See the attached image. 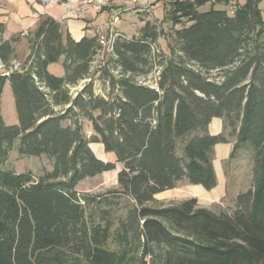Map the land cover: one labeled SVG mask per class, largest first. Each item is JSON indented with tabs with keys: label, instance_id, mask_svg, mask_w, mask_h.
<instances>
[{
	"label": "trees",
	"instance_id": "obj_1",
	"mask_svg": "<svg viewBox=\"0 0 264 264\" xmlns=\"http://www.w3.org/2000/svg\"><path fill=\"white\" fill-rule=\"evenodd\" d=\"M164 1L173 27L162 61L161 50L151 51L161 36L156 23L145 22L136 38L123 32L127 38L92 69L97 34L64 42L61 24L48 16L25 62L11 69L20 37L4 40L0 22V101L9 82L18 117L7 125L0 110V264H114L106 246L114 226L109 207L118 203L106 196L87 216L82 201L90 200L77 191L82 180L116 168L95 155L97 143L122 165L114 192L132 204L114 235L124 246L141 242L140 264H264V0ZM62 57L65 73L57 76L48 67ZM155 68V87L137 81ZM100 71L108 95L95 91L92 76ZM214 118L230 128L233 151L252 150L251 186L231 210L200 207L195 197L156 206L157 194L183 180L217 186L214 148L228 139L209 132ZM15 141L21 155L52 159V170L37 177L2 168Z\"/></svg>",
	"mask_w": 264,
	"mask_h": 264
},
{
	"label": "rangeland",
	"instance_id": "obj_2",
	"mask_svg": "<svg viewBox=\"0 0 264 264\" xmlns=\"http://www.w3.org/2000/svg\"><path fill=\"white\" fill-rule=\"evenodd\" d=\"M262 6L264 7V3ZM207 8H209V4L204 6L202 9ZM167 9V1L156 0L154 1L152 7L148 10L140 11L135 9L127 11L123 14L117 28L124 32L129 38H136L140 36L141 28L144 26L145 22L150 21L152 23H156L159 31H161V36L158 39V45L164 55V57L160 60L162 61L169 55L170 47L168 45L173 27L165 18ZM21 42L23 43L24 48L23 50L20 49L18 51L16 58L20 63H23L29 56L30 48L29 43L26 40H22ZM106 60L109 62V56H106ZM62 63L63 57L58 63L51 65L50 71L57 76H63L65 71ZM139 67L140 69L146 71L150 69V64L141 63ZM105 74V71H100L94 73L92 76L97 94L108 95L110 92L108 84L100 78ZM212 75L217 77L219 73L214 72ZM149 77L151 78V76ZM80 84L77 87L82 86V81ZM77 87H73L71 89V94L76 93L74 88ZM62 109L63 106L56 107L57 111ZM0 110L4 122L7 125H14L18 123L14 96L9 82H7L4 86L0 101ZM221 119L219 121H223L222 133L227 137L228 141L226 143H220L217 148H214L213 162H215L217 176L221 180L222 195L220 197L210 198L205 195L204 192H197L193 188L195 185L190 184L187 180H183L179 182L174 189L167 190L162 194L155 196L156 206H168L195 197L198 200V205L200 207L213 209L215 211L231 210L235 206L237 195L240 192L246 191L251 186L252 150L248 146H241L237 150L233 151L235 137L230 135V128L225 127L224 120ZM68 123L69 120H66L63 122V125L66 126ZM82 124L83 130L87 135L93 134L92 124L88 120L83 119ZM99 145L100 146L91 144V148L93 149L95 155L104 161L114 162L116 168L112 171L103 172L94 177L82 180L77 186V191L81 198L88 197L90 200V204L82 201L85 206L87 216L91 215L94 211L98 213L100 205L98 203L106 196L110 199H114V201L118 203L112 206V208L109 207L114 221V226L112 228L113 236L106 247L115 253L116 260L114 264H140L142 256L141 242H134L131 246H124L114 235L115 229L118 226V218L125 216L127 213V207H130L132 204L131 200L127 196L116 194L114 192L119 189L117 174L122 168V165L116 161V157L113 153L105 152L103 146L101 144ZM17 147L18 141H15L13 148L8 154L6 162L2 165V168L6 170H13L17 173L31 172L37 177L42 175L45 170H52V159L45 155H21L18 152ZM75 264L87 263L78 259Z\"/></svg>",
	"mask_w": 264,
	"mask_h": 264
},
{
	"label": "crops",
	"instance_id": "obj_3",
	"mask_svg": "<svg viewBox=\"0 0 264 264\" xmlns=\"http://www.w3.org/2000/svg\"><path fill=\"white\" fill-rule=\"evenodd\" d=\"M239 1L243 2V0ZM65 3L69 4L74 12H71ZM216 7L220 8L221 6L216 5ZM48 16L61 24L64 42H66L68 36L75 41H80L84 37H92L96 34L98 29L108 20L109 10L97 12L92 8L80 6L79 0H49L47 3L42 2V0H0V22L5 26L3 39L7 40L12 36L20 37L19 41L14 44L16 54L24 48L21 41L26 40L29 43L40 21ZM51 65L48 67L49 71ZM220 119H212L209 125L211 134L222 133L223 121L221 123ZM96 145L100 146L98 143ZM218 146L219 144L215 148ZM213 163L215 168V162ZM193 188L199 193L204 192L210 198L222 195L221 180L218 176L217 186L212 190H206L201 185H195Z\"/></svg>",
	"mask_w": 264,
	"mask_h": 264
},
{
	"label": "built area",
	"instance_id": "obj_4",
	"mask_svg": "<svg viewBox=\"0 0 264 264\" xmlns=\"http://www.w3.org/2000/svg\"><path fill=\"white\" fill-rule=\"evenodd\" d=\"M49 0H42V2L47 3ZM154 1L156 0H79V4L82 7H89L97 12H103L104 10H109V18L104 23V25L98 29L97 41L99 44L98 54L92 61V69H96L103 64L104 53L111 54V47H115L118 39H126L127 36L117 28L118 23L121 21L122 16L125 12L130 10H148L152 7ZM71 12H74L69 4L65 3ZM151 51H160L156 44L151 46ZM21 63L18 60L13 61V66L11 69H19ZM5 66L0 59V70H4ZM120 68L118 67L113 72L118 74ZM160 69L155 68L153 72L146 77H138L137 81L155 87L157 84V78L159 76ZM8 74V72L6 73ZM151 76V78L149 77ZM89 79L82 80V86L74 88L76 92L80 90L84 83L88 82Z\"/></svg>",
	"mask_w": 264,
	"mask_h": 264
},
{
	"label": "bare ground",
	"instance_id": "obj_5",
	"mask_svg": "<svg viewBox=\"0 0 264 264\" xmlns=\"http://www.w3.org/2000/svg\"><path fill=\"white\" fill-rule=\"evenodd\" d=\"M114 51V47H111V52ZM81 85V84H80ZM80 87V86H79Z\"/></svg>",
	"mask_w": 264,
	"mask_h": 264
}]
</instances>
